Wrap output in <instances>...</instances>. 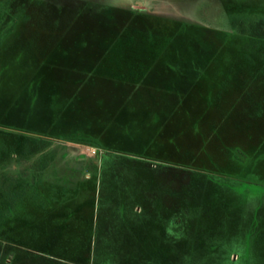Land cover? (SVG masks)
<instances>
[{"label":"rangeland","instance_id":"obj_1","mask_svg":"<svg viewBox=\"0 0 264 264\" xmlns=\"http://www.w3.org/2000/svg\"><path fill=\"white\" fill-rule=\"evenodd\" d=\"M137 1L0 0V264H264V43L239 24L264 0ZM186 25L217 55L182 96L111 79L183 70Z\"/></svg>","mask_w":264,"mask_h":264},{"label":"trees","instance_id":"obj_2","mask_svg":"<svg viewBox=\"0 0 264 264\" xmlns=\"http://www.w3.org/2000/svg\"><path fill=\"white\" fill-rule=\"evenodd\" d=\"M241 22V23H240ZM239 24L243 27L244 34H246L247 38L249 39V48L253 49L256 51V49H260L261 45L264 43V18H249V20L246 22L240 21ZM189 26V25H186ZM194 29H200L197 27L189 26ZM202 34V44L198 45L197 47L199 48H191V52L189 51L185 52V57L186 61L183 62L184 68L181 70V66L177 65L175 61H170L173 57L177 56L176 54L170 53L168 55L167 60H163V64L167 67V75H162L163 78H158L157 76H154L152 74V71L154 69L152 68H146L144 64H141L140 62L135 63V64H124L123 65H115L111 67V70L114 74L115 78H111L112 80H117L119 82H123L125 84L127 83H138V84H151L152 86L157 87L161 91L165 92H171L175 93L178 96H182L184 92H187L186 90H189L190 86L193 85L196 81V78L198 76H201L202 71H204V67L207 65L211 64L214 60V58L217 55V50L216 48L212 45V43H209L208 40H203L205 38V31L200 29ZM136 31V30H135ZM139 33L141 32L144 33L146 31H151L153 32V35L162 37V39H166L168 41H173L175 42L172 38L166 37L164 35L158 34L156 31L153 29L149 30H137ZM126 32V31H125ZM123 35L124 36V33ZM134 36L129 37V43L133 44ZM176 46L179 47V44L177 43ZM176 49V48H174ZM179 49V48H178ZM199 60H202V63L204 64L202 67H200V63H198ZM204 61V62H203ZM129 83V84H130ZM185 86V87H184ZM188 88V89H186ZM186 89V90H184ZM252 105L249 102L248 107L249 108H257V107H262L261 105L258 106V103L251 102ZM254 104V105H253ZM252 108V109H253ZM262 109V108H261ZM253 121H260L264 120V113H258L253 115L252 117ZM71 138L70 140L73 141H81V142H90L93 143L94 145H99L97 141H93V139L89 138H75V136H69ZM68 138V139H69ZM87 139V140H83ZM240 151V150H239ZM260 149H250L248 152L249 155H252L253 161L255 163L253 164L252 171L248 173L249 177L255 178V181H250L248 184L254 185V186H259L264 188V170L259 169L260 165L264 164V152L260 153ZM264 151V150H263ZM242 154H245V152L240 151ZM257 178V180H256ZM14 200L16 199L17 201H14L16 204L19 202V199L16 198V195L14 196ZM13 198V197H12Z\"/></svg>","mask_w":264,"mask_h":264},{"label":"flooded vegetation","instance_id":"obj_3","mask_svg":"<svg viewBox=\"0 0 264 264\" xmlns=\"http://www.w3.org/2000/svg\"><path fill=\"white\" fill-rule=\"evenodd\" d=\"M246 1L247 0H216L215 4L218 5L219 7H221V6L229 5V4L245 3ZM249 1L253 2L252 4H254L256 6H262V5H260V4H262V2L260 0H249ZM136 3H140L141 6L149 8V4L146 2V0H140V1H137ZM174 4L180 6V9H182L184 12L187 9V8H185L186 6L191 7L192 5H196V4L197 5L209 4V0H189V1L180 0ZM241 16H245V14L241 15ZM256 17L257 18H264V14H262V15L258 14ZM244 21H246V20L244 19Z\"/></svg>","mask_w":264,"mask_h":264}]
</instances>
